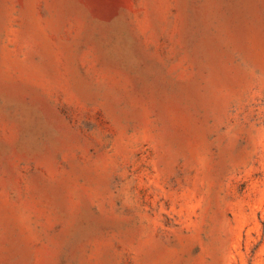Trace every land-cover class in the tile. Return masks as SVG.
Returning <instances> with one entry per match:
<instances>
[{"label":"rangeland","instance_id":"1","mask_svg":"<svg viewBox=\"0 0 264 264\" xmlns=\"http://www.w3.org/2000/svg\"><path fill=\"white\" fill-rule=\"evenodd\" d=\"M0 264H264V0H0Z\"/></svg>","mask_w":264,"mask_h":264}]
</instances>
